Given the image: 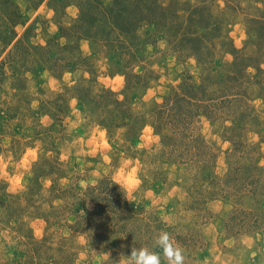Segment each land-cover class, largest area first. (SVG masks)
<instances>
[{"label":"rangeland","instance_id":"obj_1","mask_svg":"<svg viewBox=\"0 0 264 264\" xmlns=\"http://www.w3.org/2000/svg\"><path fill=\"white\" fill-rule=\"evenodd\" d=\"M118 1L0 0V264H264V0Z\"/></svg>","mask_w":264,"mask_h":264},{"label":"clouds","instance_id":"obj_2","mask_svg":"<svg viewBox=\"0 0 264 264\" xmlns=\"http://www.w3.org/2000/svg\"><path fill=\"white\" fill-rule=\"evenodd\" d=\"M131 171H135V169ZM113 184L120 187L127 199V195H130L134 190L136 181L128 171H125L118 173L113 178ZM152 248L160 251L150 250L147 247L138 248L133 245L129 255H122L125 258L123 264H184L185 262L183 250L173 242L167 231L159 232L154 239Z\"/></svg>","mask_w":264,"mask_h":264},{"label":"trees","instance_id":"obj_3","mask_svg":"<svg viewBox=\"0 0 264 264\" xmlns=\"http://www.w3.org/2000/svg\"><path fill=\"white\" fill-rule=\"evenodd\" d=\"M118 2H124V1H118ZM126 2H129V0L127 1L126 0ZM125 8V7H124ZM124 8L123 7H119V9H117L116 10V14H123V10H124ZM19 15H18V13H17V15L16 16H11L10 18H12L11 19V30H9V34H8V37L6 36V38H13L15 35H16V30H15V28H14V24L15 23H17L18 22V20L16 19L15 20V18H17ZM152 18H150L149 20H151ZM151 21H154V19H152ZM156 21V20H155ZM20 23H22L21 21H20ZM116 203V202H115Z\"/></svg>","mask_w":264,"mask_h":264}]
</instances>
